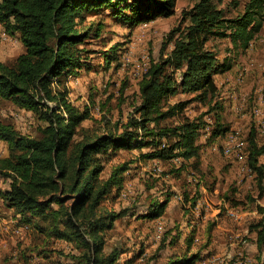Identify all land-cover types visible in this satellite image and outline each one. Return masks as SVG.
I'll use <instances>...</instances> for the list:
<instances>
[{
	"label": "trees",
	"instance_id": "16d2710c",
	"mask_svg": "<svg viewBox=\"0 0 264 264\" xmlns=\"http://www.w3.org/2000/svg\"><path fill=\"white\" fill-rule=\"evenodd\" d=\"M175 3L176 0H0V25L7 33H17L24 47L11 63L0 59V98L41 121L36 134H25L13 123L0 121V140L7 143V153L0 155V179L8 182L0 189V198L12 210L16 225L30 227L36 237L42 236L48 242L60 239L74 245L63 264H129L131 261H121L126 249L106 246V231L126 215L146 219L160 216L172 196L167 191L159 194L161 199L153 197L143 214L108 209L106 203L115 201L135 161L117 164L103 177L102 155L112 156L121 148L136 149L137 159H152L158 165L178 158L180 166L172 169L175 172L199 170L201 143L197 138L202 129L208 133L209 126L200 117L188 115L173 122L186 101H170L171 96L193 92L189 100L212 104L209 112L215 124L208 140L226 130L220 123L223 105L217 99L219 86L214 75L230 70L233 62L230 57L220 58L206 44L210 39L223 38L230 45L226 50H247L263 27L264 0H246L243 11L231 17L213 0H196L188 10H182L179 25L162 45L164 49L172 42L171 49L167 53L162 49L143 74L139 100L120 130L98 131L83 125L91 118L88 108L75 105L66 89L58 86L69 75L94 66L85 45L91 42L92 35L100 37L103 22L84 23L87 13L109 9L112 17L132 27L157 16L173 15ZM113 48L101 58L105 67L117 59L116 47ZM247 140L246 164L257 188V194L247 198L256 203L264 194V165L259 162L264 143L255 140L253 129ZM151 179L147 190L161 180ZM183 196L190 204L188 209L196 207L198 187L191 197L185 192ZM230 200L234 206L240 204ZM256 208L260 216L249 223L248 232L256 233V264H264V207L256 203ZM174 245L164 264H199L205 258L207 244L198 247L192 229L188 234L170 235L165 246ZM24 252L21 256L27 259Z\"/></svg>",
	"mask_w": 264,
	"mask_h": 264
},
{
	"label": "rangeland",
	"instance_id": "374dc122",
	"mask_svg": "<svg viewBox=\"0 0 264 264\" xmlns=\"http://www.w3.org/2000/svg\"><path fill=\"white\" fill-rule=\"evenodd\" d=\"M213 1L224 10L227 17L241 13L246 2ZM195 2L196 0H176L173 15L157 16L132 27L121 18L112 17L109 9L85 15L86 24L103 22L98 32L100 37L92 35L91 42L85 45L90 51L89 56L93 57L94 66L90 70L81 69L76 74L69 75L65 83L58 85L60 89H66L71 102L81 108H88L91 118L84 120L83 125L93 126L98 131L121 129L139 100V83L143 74L150 63L158 59L169 32L179 25L182 10H188ZM206 46L212 47L220 58L230 57L233 65H237L233 76L223 79L221 75H214V78L220 79L217 80L220 82L217 99L223 105L220 123L226 130L208 140V133L215 124L213 114L209 112L212 104L189 100L194 95L193 92H180L170 97V101H186L181 113L172 118L173 122L188 115L190 118L200 117L209 126V132H203L205 129H202L197 138L198 143H201L199 170L190 168L189 172H175L172 169L180 166L177 158L174 161H162L160 171L154 172L155 164L152 166V159H137L139 151L136 149L121 148L112 156H101L103 177L110 173L113 166L135 161L131 162L132 169L126 174L130 176L124 178L115 201L106 203L108 209H129L143 214L153 197L161 199L159 194L164 195L167 191L172 193L160 216L146 219L126 215L116 219L113 227L106 231L108 248L118 246L127 250L122 255V263L128 260L131 261L129 264H164L176 247L165 246L170 235L188 234L192 229L197 246L207 244V247H212L208 254L219 255V264H256V250L250 253L246 246L250 245L252 239L247 234L248 225L260 215L256 203L248 202L247 196H255L257 188L254 174L243 170V167L246 163L250 130H254L258 143H264V72H258V63L251 56L247 57L246 50H226L230 49L228 39L213 38L207 41ZM113 47H116L117 59L105 67L101 58ZM171 47L172 42L167 44L163 53L169 52ZM23 50L17 33H7L0 25V59L11 63ZM243 67L248 69L247 72L244 71V75H248L251 70L257 72L255 78L251 77L250 85L238 81ZM228 83L229 86H225ZM0 121L13 123L25 134H36L41 124L33 113L1 98ZM228 135L235 136L241 143V149L234 150L230 155L221 149ZM6 153L7 143L0 140V155ZM260 158L264 162V155ZM152 177L161 180L147 190ZM7 185V181L0 180V189ZM197 187L199 198L196 207L188 209L190 204L184 201V192L191 197ZM230 199L239 201L240 204L234 206ZM230 209L236 215L229 214L227 210ZM1 215L8 222L4 225L3 219L0 222V264H63L68 261L66 253L71 250L72 243L60 239L48 242L42 236L36 237L30 227L22 228L15 221L13 223L9 220V214ZM226 231L230 236L225 237ZM166 232L170 234L166 235ZM227 240L232 244V251L218 250L216 245ZM252 248L255 249L254 245ZM39 250L44 253L37 254ZM22 251H25L27 259L21 256ZM140 251L143 256L138 254ZM130 255L132 258H127Z\"/></svg>",
	"mask_w": 264,
	"mask_h": 264
},
{
	"label": "crops",
	"instance_id": "0c3cea01",
	"mask_svg": "<svg viewBox=\"0 0 264 264\" xmlns=\"http://www.w3.org/2000/svg\"><path fill=\"white\" fill-rule=\"evenodd\" d=\"M245 54H247V57H249V56H251L252 58L251 59H253L256 63H258L257 64V66L259 67V69H258V72L260 71V72H264V24H263V27H262V29H261V32L259 33V36L256 38V39H254L253 41H252V43H251V45H250V47L245 51ZM236 64L235 65H233V67L230 69V70H228V71H225V72H223V73H219V74H216V75H221L222 77H223V79L224 78H227V76H230V75H232L233 76V74L235 73V68H236ZM246 68H248V67H246ZM242 70H243V72H241L239 75H238V81L239 82H243V83H248V85H250V79H251V77H253V78H255V76H256V71L255 70H249L248 72V75L247 74H243L244 73V71L245 72H247V70L248 69H245L244 67L242 68ZM234 72V73H233ZM244 75V76H243ZM246 75H247V77H246ZM239 76H240V78H239ZM245 77V78H244ZM217 80H220V79H217V78H215V81L217 82V84H218V86H220V82L219 81H217ZM236 82H237V80H236ZM229 84L230 83H228V84H226L225 86H229ZM223 145V144H222ZM230 155V154H229ZM262 155H264V154H262ZM261 155V156H262ZM260 156V157H261ZM259 157V162L260 163H262L263 165H264V162H262L261 161V158ZM154 165V162L152 161V166ZM244 170H246V168H247V170H248V167H247V164L245 163V165H244ZM246 170V171H247ZM247 172H249L250 174H251V172H250V169H249V171H247ZM1 180V179H0ZM7 187V186H6ZM3 188H5V187H3ZM2 188V189H3ZM258 201V204H260L261 206H263L264 207V194H263V196L260 198V199H258L257 200ZM257 201H256V203H257ZM257 209V208H256ZM258 211V210H257ZM1 214H9L10 215V217H9V220L11 219V221L13 222V221H15L16 222V217L13 215V213H12V210H10V209H8V208H6L4 205H3V203H2V201H1V198H0V222H1V219H3L2 218V216L3 215H1ZM260 214V213H259ZM260 216V215H259ZM14 218V219H13ZM259 218V217H258ZM257 218V219H258ZM8 221L7 220H4L3 219V221H2V224L4 225L5 223H7ZM15 222H13V223H15ZM16 224V223H15ZM2 227H4V226H2ZM21 227L23 228H26V226H24V225H21ZM225 230V229H224ZM247 234H249L250 236H251V240H250V245H248V246H246L247 248H248V251L251 253L252 252V250H256V252H257V246H256V242H255V238H256V233H254V232H248L247 231ZM226 236H230L229 235V233H228V231H226V233H225V237ZM253 240V241H252ZM229 241L227 240V241H225L224 243H220V244H218V245H216V247L218 248V250H228V251H232V249H233V247H232V244H229L228 243ZM253 245H254V247H255V249H253L252 247H253ZM209 250H212V247H210V246H208L207 247V249H205L204 251H203V253L205 254V258H203V260H201L200 262H199V264H219L218 262H221V259H220V256L219 255H211V254H208V252H209ZM242 250V249H241ZM238 252H240V251H238ZM140 253V252H139ZM228 254H229V252H228ZM141 255L143 256V252L141 253ZM140 255V256H141ZM215 260V261H214ZM227 264V263H226Z\"/></svg>",
	"mask_w": 264,
	"mask_h": 264
},
{
	"label": "bare ground",
	"instance_id": "6f19581e",
	"mask_svg": "<svg viewBox=\"0 0 264 264\" xmlns=\"http://www.w3.org/2000/svg\"><path fill=\"white\" fill-rule=\"evenodd\" d=\"M233 142L231 143V151L233 152L234 150H240L241 149V143L239 141H237V138L235 136H232V135H228L226 140H224V143H227V142ZM224 143L222 145V150L225 154H229L230 153V149L229 148H224ZM215 147V146H214ZM218 148V147H217ZM220 148V147H219ZM220 149V150H221ZM221 152V151H220ZM155 166L153 167V170L154 172H159L160 171V166L156 163H154ZM244 170V169H243ZM247 170V168H246ZM245 170V171H246ZM249 171V168L248 170ZM227 212L231 215H236V212H233L231 209L230 210H227ZM24 228V227H23ZM244 258V257H243ZM243 260V259H242ZM215 261V260H214Z\"/></svg>",
	"mask_w": 264,
	"mask_h": 264
},
{
	"label": "built area",
	"instance_id": "2783aa9c",
	"mask_svg": "<svg viewBox=\"0 0 264 264\" xmlns=\"http://www.w3.org/2000/svg\"><path fill=\"white\" fill-rule=\"evenodd\" d=\"M231 143L233 142H227V143H224V148H229L230 149V154H232V151H231Z\"/></svg>",
	"mask_w": 264,
	"mask_h": 264
}]
</instances>
